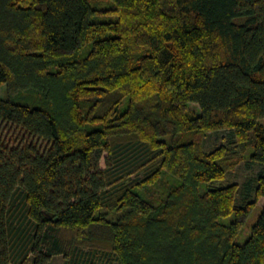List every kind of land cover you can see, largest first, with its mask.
<instances>
[{
    "label": "trees",
    "instance_id": "obj_1",
    "mask_svg": "<svg viewBox=\"0 0 264 264\" xmlns=\"http://www.w3.org/2000/svg\"><path fill=\"white\" fill-rule=\"evenodd\" d=\"M263 120L264 0H0V264H264Z\"/></svg>",
    "mask_w": 264,
    "mask_h": 264
},
{
    "label": "rangeland",
    "instance_id": "obj_2",
    "mask_svg": "<svg viewBox=\"0 0 264 264\" xmlns=\"http://www.w3.org/2000/svg\"><path fill=\"white\" fill-rule=\"evenodd\" d=\"M189 107L195 110H198V107L196 104L191 103L189 104ZM264 122V120H263ZM225 135L224 131L219 132H213L211 133L207 139H206V146L208 148L213 147L216 143H218L220 138ZM251 152H253V149H249L247 151V154L249 155ZM259 166H248L245 164V161L239 166V168L235 171L233 175H229L228 179L224 180L222 184H227L234 180L235 182L239 183V194L237 195V202L240 203V197L241 193H245L248 188V182L252 177H254L255 173L259 171ZM203 187V186H202ZM264 206V197H261L257 202L256 205L252 208L251 212L249 213L246 223L244 224V227L242 229V234L237 238L238 241H242L246 234L248 233L251 225L257 220L262 207ZM235 214H231L228 217L224 219L225 222H230L235 220ZM63 257L62 256H55L50 261L49 264H63ZM107 264V263H105Z\"/></svg>",
    "mask_w": 264,
    "mask_h": 264
}]
</instances>
